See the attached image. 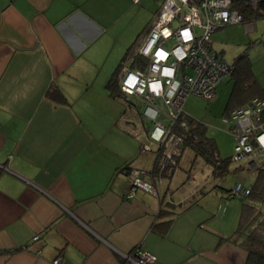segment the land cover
Segmentation results:
<instances>
[{"label":"crops","instance_id":"crops-1","mask_svg":"<svg viewBox=\"0 0 264 264\" xmlns=\"http://www.w3.org/2000/svg\"><path fill=\"white\" fill-rule=\"evenodd\" d=\"M150 6L0 0V264H136L126 256L136 247L156 255L150 264H246L248 251L229 238L234 230L215 225L212 206H182L158 182L154 196L142 188L126 196L143 151L134 131L146 121L130 108L122 125L128 105L117 76L126 45L158 9ZM210 39L226 62L246 55L262 90L251 98L264 99L253 58L264 43V14L218 27ZM114 71L117 90L107 87ZM223 80L228 98L233 79Z\"/></svg>","mask_w":264,"mask_h":264},{"label":"built area","instance_id":"built-area-1","mask_svg":"<svg viewBox=\"0 0 264 264\" xmlns=\"http://www.w3.org/2000/svg\"><path fill=\"white\" fill-rule=\"evenodd\" d=\"M244 1L253 9L257 7L258 0ZM242 20L234 0H163L143 38L125 57L117 76L120 96L128 105L122 125L126 124L129 109L136 110L141 104L139 118L146 124L134 132L156 142L155 154L159 156L158 172H149L154 184L142 178L145 170L131 169L133 179L127 197H132L137 188L155 194V183L161 180L166 165H176L173 153L182 137L172 126L185 113V99L190 94L213 99L218 83L230 77L235 68L210 47V34ZM222 121L234 143L231 159L244 161L248 167L256 165L264 157V99L251 98L223 114ZM181 124L185 122L181 120ZM248 193V188L237 183L229 195ZM126 256L136 264H150L156 259L154 253L140 247ZM59 260L57 257L53 263Z\"/></svg>","mask_w":264,"mask_h":264},{"label":"rangeland","instance_id":"rangeland-1","mask_svg":"<svg viewBox=\"0 0 264 264\" xmlns=\"http://www.w3.org/2000/svg\"><path fill=\"white\" fill-rule=\"evenodd\" d=\"M161 2L162 0H151L150 9H152V12L156 8H159ZM142 32H138L137 39L134 37V41L132 39V42L126 45L127 52H130L132 47L141 40L144 34ZM123 46L124 44L121 45V47ZM253 48H255V50L253 49V53L255 54L253 57L254 70L260 82L264 84V51L258 52L259 49L264 50V43ZM227 62L232 64L230 59H227ZM230 86L229 80H223L213 99L207 100L201 96L190 94L183 103L184 112L199 119L207 126V135L214 139L219 155L223 159L232 157L234 144L227 130V125L222 121L223 108ZM136 110L138 113L141 112L142 105L137 104ZM161 119L166 121L164 116H161ZM134 136L139 141V144H142L141 148L143 150L136 157L137 167L145 170L149 176L157 143L145 137L142 139L137 134ZM179 146L173 153L177 167L170 178L161 177V180L158 182V189L162 184L166 187L169 186L167 194H172L176 200L180 198L182 206L191 202H195L196 207L204 210H210L212 206L215 219L217 218L215 225L226 232H228L227 230H234L236 228L237 219L235 218L239 212L241 196L238 194L231 197L227 196V192L224 189L234 187L237 181H241L243 185H250L253 182L255 170L252 167L246 166L244 161L235 162L230 160L228 162V170L222 175H216L212 172V166L201 156H195L188 147H183L181 156L177 160L175 155L180 153ZM149 194L153 195L151 192ZM254 203L257 204L260 210L264 211V203Z\"/></svg>","mask_w":264,"mask_h":264},{"label":"trees","instance_id":"trees-1","mask_svg":"<svg viewBox=\"0 0 264 264\" xmlns=\"http://www.w3.org/2000/svg\"><path fill=\"white\" fill-rule=\"evenodd\" d=\"M161 4L155 11L153 18L159 12ZM234 6L242 13L243 18L246 15L257 16L264 14V0H258L255 9L251 8L248 2L244 0H234ZM234 66V71L230 76L233 79V88L226 100L223 114L228 113L230 109L238 107L245 101H249L253 95L262 94V90L258 87L259 84L255 80L253 81L254 75L246 55L241 56ZM116 75L117 71L111 74L107 82L108 88L117 90L115 87L117 84ZM248 81H251V83L245 87L244 85ZM181 120L185 122L184 125L181 124ZM172 128L176 134L182 137V143L179 146L181 150L183 147L190 148L195 156H201L212 166V172L216 175H222L228 170V162L232 159L220 157L218 147L214 139L207 135V126L202 121L184 113L174 123ZM175 156L178 160L181 155L176 154ZM158 159L159 156L155 155L151 172H158ZM261 159V161L258 160L259 164L257 163L252 167L255 172L253 182L250 185H243L241 181L235 183V185L240 183L244 188H248L249 193L240 195L241 203L236 228L229 238L235 242L239 241L248 251L246 264H264V211L260 210L257 204L254 203H264V158ZM176 167V165L167 164L166 168L161 172V176L170 177ZM232 188L224 189L227 192V196H234L229 195ZM165 213V209H160V216H164ZM171 221L172 219L169 218L159 223L162 226V231L167 230ZM157 227L158 225L155 224L154 228L158 229Z\"/></svg>","mask_w":264,"mask_h":264}]
</instances>
